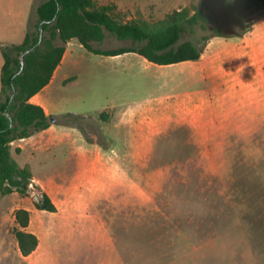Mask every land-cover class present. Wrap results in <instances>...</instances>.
I'll list each match as a JSON object with an SVG mask.
<instances>
[{
	"label": "rangeland",
	"instance_id": "374dc122",
	"mask_svg": "<svg viewBox=\"0 0 264 264\" xmlns=\"http://www.w3.org/2000/svg\"><path fill=\"white\" fill-rule=\"evenodd\" d=\"M44 1L0 0L1 10L24 12L0 46L37 31L34 7ZM94 1L120 22L197 5ZM251 18L246 34L187 30L177 44L193 42L201 56L164 66L67 42L40 95L49 127L32 130L23 151L11 146L32 181L25 195L0 196V264H264V1ZM105 34L93 48L138 46ZM42 193L55 212L36 208ZM17 209L29 212L38 238L26 257L14 236ZM98 229L110 238L90 245Z\"/></svg>",
	"mask_w": 264,
	"mask_h": 264
},
{
	"label": "trees",
	"instance_id": "16d2710c",
	"mask_svg": "<svg viewBox=\"0 0 264 264\" xmlns=\"http://www.w3.org/2000/svg\"><path fill=\"white\" fill-rule=\"evenodd\" d=\"M263 1L197 0V5L173 10L155 22H120L111 15L110 7L98 8L94 0H46L37 5L34 11L37 31L27 32L19 45L0 46L4 59L0 75V196L13 192L25 195L29 191L30 168L20 166L14 159L11 144L30 137L32 130L49 127L44 109L31 103L30 98L48 85L62 60L65 44L71 39H77L95 55L118 56L132 52L159 66L196 61L201 56L196 44L190 41L177 44L183 33L196 26L203 30L210 26L213 36L223 37L225 28L239 26L241 33L246 34L253 26L252 14ZM41 23L42 32L47 35L40 36ZM106 32L138 46L109 50L93 48L92 42H102ZM29 49L30 52L25 53ZM101 118L105 120L103 115ZM41 196L36 208L55 212L49 196L46 193ZM14 218L19 252L24 257L29 256L38 247L37 236L27 230L29 212L17 209Z\"/></svg>",
	"mask_w": 264,
	"mask_h": 264
},
{
	"label": "crops",
	"instance_id": "0c3cea01",
	"mask_svg": "<svg viewBox=\"0 0 264 264\" xmlns=\"http://www.w3.org/2000/svg\"><path fill=\"white\" fill-rule=\"evenodd\" d=\"M34 8H36V6ZM23 15H24V12L16 11V10H14L12 8L3 9V10L0 9V33L2 35L4 34V36L8 37V36L12 35L13 33L18 32V30H19L18 25H20L19 19H21ZM9 28H11V29H9ZM25 36H26V34L24 35L23 40H24ZM21 43H19V44H21ZM19 44H12V45H19ZM3 63H4V59H3V56H2V53H1L0 75H1V68L3 66ZM46 86H48V85H46ZM44 88L42 90H44ZM0 90H1V83H0ZM42 90L40 92H38L36 95H34L32 98H30V102L33 103V104L39 105V106H41L44 109L45 105H47L48 101L46 102V100L42 96H40ZM45 113H46V111H45ZM46 115H47V113H46ZM30 140H31L30 137L25 138V139H21V140H16V141H14L11 144V146H16L17 149H19L20 151L21 150L23 151L24 145L27 144V142H29ZM23 142H25V143H23ZM103 235L108 236V234L107 233H103V231L101 229L89 231L88 235H87V237L91 238V240H89V244L90 245L92 243H96L97 244L99 242V239ZM108 237L110 238V236H108ZM112 251L116 252L114 250V248L112 249ZM33 253H31V254H33ZM115 254H117V253H115ZM115 258H116L115 260L117 261V257H115ZM112 262H109V264H115V263H112Z\"/></svg>",
	"mask_w": 264,
	"mask_h": 264
},
{
	"label": "water",
	"instance_id": "95a60500",
	"mask_svg": "<svg viewBox=\"0 0 264 264\" xmlns=\"http://www.w3.org/2000/svg\"><path fill=\"white\" fill-rule=\"evenodd\" d=\"M39 30H40V36H41V35H42V23L39 25ZM40 41H41V39H40ZM40 41H39V42H40ZM35 47H36V45H35L33 48H35ZM30 50H31V49L27 50L25 53L30 52ZM23 56H24L23 54L20 56V59H21V60H20V61H21V65H23ZM51 122H52V120H51Z\"/></svg>",
	"mask_w": 264,
	"mask_h": 264
}]
</instances>
